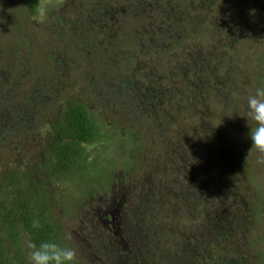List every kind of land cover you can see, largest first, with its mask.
I'll return each instance as SVG.
<instances>
[{"label":"rangeland","instance_id":"1","mask_svg":"<svg viewBox=\"0 0 264 264\" xmlns=\"http://www.w3.org/2000/svg\"><path fill=\"white\" fill-rule=\"evenodd\" d=\"M258 87L264 0H0V203L13 174L36 184L79 264H264ZM70 100L101 139L49 178ZM3 238L29 264L25 235Z\"/></svg>","mask_w":264,"mask_h":264},{"label":"trees","instance_id":"2","mask_svg":"<svg viewBox=\"0 0 264 264\" xmlns=\"http://www.w3.org/2000/svg\"><path fill=\"white\" fill-rule=\"evenodd\" d=\"M40 1L20 0L30 13L35 11ZM94 121L85 107L76 100L67 101L61 106L52 125L53 140L46 148L42 161L43 171L49 178L63 180L86 168L87 158L82 148L86 144L100 142L102 135ZM20 177L19 174L9 177L6 188H9L7 195L10 196L0 203V209L3 210L0 212V264H26L19 250L11 258L7 256L3 235L15 245L21 234L25 235L27 242L31 240L37 246L44 241L63 243L59 227L52 220L39 187L26 184ZM36 218L43 225L40 230L31 227L32 220Z\"/></svg>","mask_w":264,"mask_h":264},{"label":"clouds","instance_id":"3","mask_svg":"<svg viewBox=\"0 0 264 264\" xmlns=\"http://www.w3.org/2000/svg\"><path fill=\"white\" fill-rule=\"evenodd\" d=\"M246 104V116L255 125L249 132L252 148L261 154L258 163L264 164V87L256 88L254 94L247 97ZM31 227L40 230L43 225L36 218L32 220ZM26 247L29 264H79L77 251L71 246H62L55 241H44L37 246L29 240Z\"/></svg>","mask_w":264,"mask_h":264}]
</instances>
